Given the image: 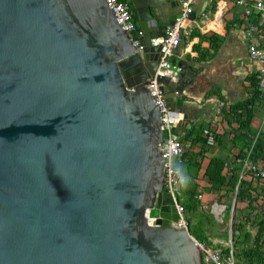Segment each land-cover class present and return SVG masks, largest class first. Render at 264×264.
Returning a JSON list of instances; mask_svg holds the SVG:
<instances>
[{
  "label": "water",
  "instance_id": "95a60500",
  "mask_svg": "<svg viewBox=\"0 0 264 264\" xmlns=\"http://www.w3.org/2000/svg\"><path fill=\"white\" fill-rule=\"evenodd\" d=\"M125 1L140 51L104 0H0V264H203L175 225L161 111L146 88L163 55L152 40L182 3ZM171 63L178 79L159 81L183 114L180 137L194 125L183 91L195 75Z\"/></svg>",
  "mask_w": 264,
  "mask_h": 264
},
{
  "label": "crops",
  "instance_id": "0c3cea01",
  "mask_svg": "<svg viewBox=\"0 0 264 264\" xmlns=\"http://www.w3.org/2000/svg\"><path fill=\"white\" fill-rule=\"evenodd\" d=\"M180 2L182 3L183 0ZM133 11L135 20L139 24L136 11L134 9ZM260 14L262 23H264V13ZM248 19L244 9L233 0H195L193 13L186 22L188 35L183 38L173 55V60L177 65L187 64L190 67L189 71L195 75L192 85L183 91V100L189 118L194 121V125L191 129L183 131V136L179 138L184 139L194 130L192 137L188 139L190 146L187 148L190 155L197 156L196 161L201 163L203 168L208 166L210 160L213 159L226 160V168H228L242 147L239 143L237 146L233 145V136L240 135L242 132L238 130L239 128L234 122L229 123L223 118L222 109H228L230 106L245 102L250 98L252 88L248 77L259 73L261 69L260 61L250 53V46L255 44L261 49L264 47V37L257 36L255 33L249 35ZM213 36L222 38V42L216 50L214 42L210 39ZM261 50L264 52V48ZM181 115L183 116V114ZM232 119V117L229 118L230 121ZM252 127L258 133L264 129L263 103L254 108ZM203 129H210L212 134L214 132L217 135L216 144L214 146L207 144L205 150L202 143L194 142L197 133H201ZM202 150H204L203 156L197 155V153H202ZM261 165L263 166V164ZM246 166L247 161L244 162V167ZM185 173L187 176H183L184 182L190 175L189 165L187 169L185 167ZM202 175L203 172L199 173L198 177ZM197 182L201 188L206 185V181L197 180ZM204 197L207 199L210 213L215 215L220 224L224 225L227 206L216 201L217 194H209ZM221 203H224V199ZM234 205H236V199L232 203V210ZM218 207L224 209L220 214L221 221L220 217H217L213 212V209L217 211ZM232 210L229 226L219 229L221 232L218 231L215 234L213 243L232 247ZM227 229L231 231L229 241L222 237Z\"/></svg>",
  "mask_w": 264,
  "mask_h": 264
},
{
  "label": "trees",
  "instance_id": "16d2710c",
  "mask_svg": "<svg viewBox=\"0 0 264 264\" xmlns=\"http://www.w3.org/2000/svg\"><path fill=\"white\" fill-rule=\"evenodd\" d=\"M248 18L249 27L251 25L257 27L255 34L264 37V23H262L261 14L252 13ZM210 39L214 42L215 50L219 48L222 38L213 36ZM258 75L259 73H256L248 77L252 93L247 101L230 106L228 109H222L223 118L229 123L234 122L238 130L242 132L240 135L233 136V145L237 146L239 143L242 147L228 168H226L227 161L220 159L210 160L208 166L203 168L201 163L196 161L197 156L189 154L188 148L185 149V154L178 164L183 176H187L185 167L187 169V166H190V175L184 182L180 199L186 209L188 229L200 243L214 247L211 240L220 231L217 230L220 223L217 224L213 215L209 213L208 202L204 196L217 194L216 201L227 206L228 219L231 215L232 203L236 199L233 245L232 247L219 245L226 256H229L233 250L235 264H264V180L255 176L249 167L257 166L264 170V129L258 133L252 127L254 108L263 101ZM231 117L233 119L230 121ZM203 131L204 129L201 133H197L194 142L202 143L205 150L207 139ZM193 132L194 130L181 140L184 145H188V139L192 137ZM213 134L217 141V135L214 132ZM204 150L197 155H202ZM245 161H247L246 167H244ZM201 172L203 175L198 177ZM197 180L206 181L204 188H201ZM199 195L201 199L198 198ZM223 199L224 203H221ZM205 211H209V214ZM201 214L204 215V219L199 217ZM194 220L198 222L196 227H193ZM252 229H256V232L254 233ZM229 233L231 231L227 229L223 233L226 236H222L227 241H229Z\"/></svg>",
  "mask_w": 264,
  "mask_h": 264
},
{
  "label": "built area",
  "instance_id": "2783aa9c",
  "mask_svg": "<svg viewBox=\"0 0 264 264\" xmlns=\"http://www.w3.org/2000/svg\"><path fill=\"white\" fill-rule=\"evenodd\" d=\"M107 2L109 8L113 11L119 25L123 31L129 37L133 46L138 50H142V41L144 38V32L139 28V24L135 20V14L132 7L125 0H104ZM237 5L241 6L247 17L252 13H264V0H233ZM195 0H183L182 14L176 19L173 26L167 28L163 36L152 40L153 46L162 47V57L159 67L153 77H151L146 85V88L151 92L156 105L161 111V125L165 134L164 141L159 145V149L162 152V158L164 162V190L169 193L176 205L177 213L179 214V221L175 224L177 227H183L188 229V221L186 218V209L181 202L180 195L184 186V179L180 168L179 162L182 160L185 149L190 145H184L174 132L175 128L183 116L179 113L173 112L166 104L165 91L163 89V83L159 80L161 78H169L175 82L178 79L180 69L176 65H172L171 59L174 53L179 48L183 38L188 35V27L186 22L189 20L193 13V5ZM257 31V27L251 25L249 27V35L251 36ZM251 55L258 59L261 63V69L259 71L258 80L259 87L263 95L264 104V52L258 48L257 45L252 44L250 46ZM207 144L214 146L216 144V137L210 129H204L203 131ZM249 166V164H248ZM255 176L264 180V170L257 166H249ZM201 199V196L199 197ZM224 209L218 207L217 211L213 209L217 217H220ZM152 225L156 224V219H150ZM197 245L200 247L203 255V264H235L234 253L231 250L230 255L226 256L221 248H214L205 243L197 241Z\"/></svg>",
  "mask_w": 264,
  "mask_h": 264
},
{
  "label": "rangeland",
  "instance_id": "374dc122",
  "mask_svg": "<svg viewBox=\"0 0 264 264\" xmlns=\"http://www.w3.org/2000/svg\"><path fill=\"white\" fill-rule=\"evenodd\" d=\"M183 179H184V178H183ZM208 212H209V211H205V213L209 214L210 212H209V213H208ZM199 217H201L202 219H204V215H202V214H201ZM213 217H214V219L216 220V222H217V224H218L219 222H218L217 218L215 217V215H213ZM221 219H222V217H220L219 220L221 221ZM195 220H196V219H195ZM195 220L193 221V227H196V226H197V223H198V222H196ZM225 222H226V223H225L224 225L218 224V228H217V230H219V229H221V228L224 229V227H228L229 224H230V218L228 219L227 216H226V220H225ZM225 231H227V230H225ZM252 231H254V233H255V232H256V229H252ZM220 232H221V231H220ZM222 236H226V235H222ZM211 241H212V243H213V240H211ZM212 245H213L215 248H218V247H219V245L216 244V243H213ZM209 246H210V245H209ZM224 246H225V245H222V247H224Z\"/></svg>",
  "mask_w": 264,
  "mask_h": 264
}]
</instances>
